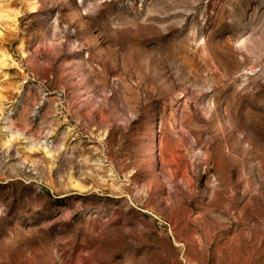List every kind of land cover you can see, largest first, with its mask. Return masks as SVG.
Here are the masks:
<instances>
[{
  "label": "rangeland",
  "instance_id": "1",
  "mask_svg": "<svg viewBox=\"0 0 264 264\" xmlns=\"http://www.w3.org/2000/svg\"><path fill=\"white\" fill-rule=\"evenodd\" d=\"M0 264H264V0H0Z\"/></svg>",
  "mask_w": 264,
  "mask_h": 264
}]
</instances>
